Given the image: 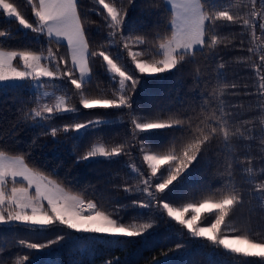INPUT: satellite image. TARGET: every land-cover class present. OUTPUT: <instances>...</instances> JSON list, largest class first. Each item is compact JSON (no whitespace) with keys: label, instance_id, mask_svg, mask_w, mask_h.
I'll use <instances>...</instances> for the list:
<instances>
[{"label":"trees","instance_id":"trees-1","mask_svg":"<svg viewBox=\"0 0 264 264\" xmlns=\"http://www.w3.org/2000/svg\"><path fill=\"white\" fill-rule=\"evenodd\" d=\"M10 2H15L26 18L34 19L27 0ZM212 2L221 7L235 5L231 10L245 18L253 11L251 0ZM80 4L82 12L88 17L86 26L92 50L104 48L113 56L120 57L119 63H127L130 69L134 68L122 43L109 44L111 38L108 33L111 30L104 26L102 16L92 10L95 6L94 0H80ZM121 5L127 8L129 21L143 30L135 34H149L148 43L133 45V51L151 54L152 36L169 23L166 19L167 13L158 4H150L149 0H134L131 5L128 0H117V6ZM255 10L264 11L260 0H257ZM257 19L259 22V18ZM0 31L6 33L4 37H0V47L5 50H43L44 55H47V49L51 48L57 56H67V49L63 44H49L46 37L22 29L18 22L3 14H0ZM125 34H128L127 28ZM220 36L223 42L217 46L218 55L214 59H208L205 50L204 56L197 53L195 62L185 64L180 71L173 70L158 76L142 77V85L133 96L134 107L143 110L145 119L155 118L147 116L153 109L163 110V118L187 112L195 119L201 115V107L211 111L209 105L218 106L222 100L226 109L233 114L231 123L234 128L241 131L245 128L252 129L251 133L245 132V135L250 134L252 139H235L230 154L221 144L211 145L197 170L190 178L168 192L167 200L173 206L181 207L184 203L200 199L202 194L207 195L208 190L222 188L224 180L228 177L221 175L224 169L218 160L223 162L225 156H228L235 161L232 181L246 195L244 203L226 218L227 226H222V230L225 235H250L261 239L264 238V201L247 193L253 187L249 181H264V172L260 171L264 168V143L261 142L260 133V129L264 128V123H261L264 118V96L258 91L259 84L264 83L260 79L264 76V66H261L264 62L260 60L264 55V32L257 27L254 39L251 29H244L241 23H237L221 29ZM220 63L225 64L224 69H219ZM104 64L100 57L92 61L93 78L91 83L85 86V93L89 98L112 94L113 84ZM219 73L224 74L223 80ZM45 83L47 86L40 89L26 86L0 94V147L11 149V154L30 153L31 164L46 174L52 173L50 178L62 182L66 190L81 194L85 201L92 200L101 210L113 212L121 209L120 216L126 223L152 219L155 226L150 230L151 235L146 234V238H121L120 244L115 241L106 243L101 234L75 232L58 224L46 230H30L17 224L0 226V264H16V261L25 255L29 256V261L25 264H105L109 260L113 264H156L157 261L165 260L170 261V264H264L260 258L228 254L222 247L212 245L206 239L193 238L186 228L171 221L166 213L160 210L131 206L133 200L147 198L146 194L137 191L143 187L140 183L142 177L137 171H132H148L143 162L140 141L145 140L149 147L156 151H164L172 141V133L169 130H151L134 137L126 114L127 109H84L80 104V94L69 81L65 79ZM224 83L235 84L236 87H228L221 93L218 86L222 87ZM46 91L65 95L68 105L79 109L77 113L54 114L52 120L45 121L49 131L51 127L62 129L66 124L97 118L105 119L108 123L82 134L80 140H73L71 137L74 133L71 132L65 134L61 131L55 138L42 135V129L30 126L33 123L31 120L25 123L23 113L36 107L37 97L39 96L40 103L44 97L42 94ZM205 99L208 105L205 104ZM98 143H103L109 148L123 144L126 154L110 161L99 158L91 163L75 162L77 156ZM248 157L252 158L251 165L240 163ZM249 166L253 168L252 175L244 171ZM129 187L132 189L131 193L125 191ZM124 205L130 207L124 209ZM135 217L140 219L134 221ZM213 219L212 214L206 213L198 224L205 227ZM232 228L240 231L232 232ZM57 235H66V238L46 249L30 250L19 245L20 239L46 243ZM177 244L182 247L177 249Z\"/></svg>","mask_w":264,"mask_h":264},{"label":"snow or ice","instance_id":"snow-or-ice-1","mask_svg":"<svg viewBox=\"0 0 264 264\" xmlns=\"http://www.w3.org/2000/svg\"><path fill=\"white\" fill-rule=\"evenodd\" d=\"M134 0H128L133 4ZM264 7V0H260ZM31 7L34 19L26 18L21 13L15 2L0 0V14L14 19L24 30H29L37 36L47 38L49 44H63L67 49V56H57L51 48L44 55L43 50H5L0 47V94L22 89L30 86L34 89L46 87L45 81L67 80L80 94V104L84 109H127V116L132 125V135L139 137L141 133L151 130H169L172 141L164 151H156L145 142L140 141L143 153V162L147 165V172L139 173L142 179V188L137 191L146 194V199L133 200L131 206L141 209H157L166 213V216L177 224L183 226L193 238H203L212 245L222 247L228 254H238L242 257H256L264 261V238L257 239L250 235H225L222 226L226 225V218L238 206L244 203L246 193L233 183L234 163L225 156L223 162L218 160L224 171L222 188L215 191L208 190L207 195L201 196L194 202L184 203L175 207L167 200L178 184L184 182L197 170L204 161L205 152L213 144H221L228 154L232 152L233 141L237 138L252 139V129L245 128L241 131L234 128L231 121L233 114L220 104L209 105L211 111L201 107V115L193 118L187 112H179L163 118V110L153 109L147 113L145 119L143 110L134 107L133 96L137 88L142 85V77L158 76L180 71L185 64L195 62L197 53L214 59L217 55V46L223 42L220 30L241 23L244 29H251L255 39L257 27L264 32V11L255 10L257 0H251L253 11L247 18L231 9L236 7H221L212 0H149L150 4H158L167 13L169 23L158 29L152 36L151 54L133 51V45H146L149 34H135L143 31L130 22L127 8L117 6V0H94L93 11L102 16L104 26L111 31L108 33L109 44L122 43L134 68H129L127 63H119L120 57L113 56L110 51L101 48L92 50L87 31L88 17L81 10L80 0H27ZM98 6V7H97ZM259 18V22L258 19ZM94 23V21H93ZM128 34H125V29ZM5 31H0V37L5 36ZM118 37V39H117ZM251 51V49H249ZM100 57L105 62L104 66L109 79L113 84L111 96L89 98L85 93V86L93 78L92 61ZM264 62V55L260 57ZM261 66H264L262 64ZM225 64L220 63L219 69H224ZM223 80V73L218 74ZM260 79L264 81V76ZM235 88L236 85L223 84L218 90ZM258 91L264 96V83H260ZM44 97L50 93L44 92ZM215 95V92H213ZM205 104L208 101L205 99ZM79 109L68 105L65 95L55 97L54 104H40L37 97V106L29 112L23 113V120H31V127L42 129V135H51L53 138L63 133H74L73 140H80L82 134L108 123L105 119L88 120L66 124L60 127H51L45 121L54 118V114L77 113ZM264 123V118L261 119ZM261 142L264 143V128L260 129ZM178 134V135H177ZM35 143V139L33 140ZM147 149V150H145ZM76 151V148L73 149ZM12 150L0 147V226L22 225L30 230H46L53 225H62L75 232L101 234L106 243L115 241L122 243L121 238L145 237L151 235L150 230L155 226L152 219L143 222H125L120 216L121 209L113 212L101 210V207L92 200L85 201L81 194L66 190L62 182L50 178L53 174H46L37 166L31 164L30 153L11 154ZM125 153L124 145L107 147L103 143L93 144L86 152L76 157V163L94 162L99 158L112 160ZM219 155V153H218ZM240 163L252 164V158ZM245 172L253 174V168L247 167ZM264 172V168H261ZM159 173V175H158ZM253 187L247 195L264 201V181H249ZM167 190V191H166ZM131 193L132 189L126 188ZM129 205H124L127 209ZM210 213L214 219L206 227H200L202 214ZM139 217L133 218L134 221ZM232 232L239 229L232 228ZM66 235H57L46 243L27 242L19 240V245L30 250H41L59 244L65 240ZM181 244L176 248L180 249ZM29 256L25 255L16 261V264H25ZM105 264H113L111 260ZM156 264H170V261H157Z\"/></svg>","mask_w":264,"mask_h":264},{"label":"rangeland","instance_id":"rangeland-1","mask_svg":"<svg viewBox=\"0 0 264 264\" xmlns=\"http://www.w3.org/2000/svg\"><path fill=\"white\" fill-rule=\"evenodd\" d=\"M48 93H50V95L48 97H43V99L40 101V104H44V103H48V104H54L55 103V97L56 96H59L60 94L58 93H54L52 91H46ZM133 173L135 172L136 173V170L135 169H132ZM206 213L202 214L201 216V219L203 218V216L205 215ZM200 219V220H201ZM199 223V221H198ZM199 225V224H198ZM201 227V226H200ZM206 227V226H205Z\"/></svg>","mask_w":264,"mask_h":264}]
</instances>
